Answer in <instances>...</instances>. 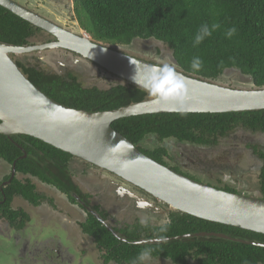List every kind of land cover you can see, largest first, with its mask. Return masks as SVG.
Wrapping results in <instances>:
<instances>
[{"label": "trees", "instance_id": "16d2710c", "mask_svg": "<svg viewBox=\"0 0 264 264\" xmlns=\"http://www.w3.org/2000/svg\"><path fill=\"white\" fill-rule=\"evenodd\" d=\"M74 3L82 28L97 42L117 44L121 49L129 50L136 40H153L169 46L178 69L186 74L216 81L225 71L238 70L247 74L255 86L264 87V0H74ZM203 23L210 26L215 23L220 27L201 44L194 45L197 30ZM233 26L237 32L227 38V29ZM37 31L38 27L0 5L1 42L25 45ZM157 52H161L160 48ZM196 56L203 60L199 71L190 68L191 60ZM18 63L40 89L74 108L108 110L151 97L106 70L104 74L105 71L95 65L92 70L99 72L105 86L86 85L78 71L69 66L55 71L42 66L38 68L29 62L18 60ZM256 118L264 121V109L226 113H151L119 119L113 126L137 144L149 135H158L160 139L171 136L199 138L198 134L205 127L229 128L240 121L251 125ZM261 123L263 126L264 122ZM16 143L27 152V157H20L24 151ZM147 153L157 157L154 152L147 150ZM72 157L30 135L8 137L0 134V158L11 165L17 160V175L12 184L4 188L6 194L11 198L16 191L38 203L43 197L37 190L41 181L61 190L76 189L69 166ZM10 211L13 221L18 216H25L23 209L13 211L7 207L4 213L10 215ZM144 231L141 236L130 231V239H141L144 243L122 244L116 240L100 245L109 249L111 258L130 264L145 247L153 250L152 257L171 259L175 264H191V261L196 264H264V247L242 241L264 243L263 233L176 211L172 213L171 224L165 233L173 239L166 243L153 241L157 225L149 224ZM199 232H221L231 238L197 235ZM186 234L192 235L177 237Z\"/></svg>", "mask_w": 264, "mask_h": 264}, {"label": "flooded vegetation", "instance_id": "af4514ba", "mask_svg": "<svg viewBox=\"0 0 264 264\" xmlns=\"http://www.w3.org/2000/svg\"><path fill=\"white\" fill-rule=\"evenodd\" d=\"M16 1L70 31L79 33L83 29L74 0ZM53 40L55 39L51 34L39 28L29 38L28 44ZM55 52L68 54L79 63L85 64L86 61L95 65L64 49L12 56L17 63L19 60L38 68L42 66L43 69L53 70V64L57 63L52 59ZM140 57L156 62L170 60L178 68L173 55L162 51ZM95 67L105 71L97 65ZM106 73L105 71L104 74ZM248 79L247 74L234 70L225 71L216 82L239 88H255V84ZM260 120L264 122L261 118H256L251 125L240 121L234 127L219 126L217 130L208 126L198 134L199 138L171 136L160 139L158 135H149L137 145L145 153L147 150L154 152L157 156L154 159L193 179L227 191L264 197V125H261ZM16 144L27 154L19 143ZM69 161L72 181L77 188L61 190L41 181L37 190L43 197L38 203H34L16 191L9 198L4 188L12 184L17 170L9 182L13 174V163L11 165L0 158V238H13L21 244V249L11 264H130L111 258L109 249H105L100 243L116 240L122 244L144 243L141 239H130L131 230L138 232L139 236L145 232V226L139 223L141 215L150 217L149 224L156 226L164 217L171 219L175 211L169 210L144 189L112 172L75 156ZM63 182L66 183L65 180ZM7 207L13 211L23 209L25 216H18L13 221L11 211L10 215L4 213ZM49 215H57L61 221L64 218L67 222L63 223L64 226L70 224L75 227L68 234L70 238L71 234H75L78 239L76 244L71 245L74 251L79 252V258L69 248L70 244L64 245L52 238L46 239L45 235H37L38 232L43 234L42 225L48 222ZM54 236L57 238L58 235ZM155 260L175 264L171 259L159 257H152L146 264Z\"/></svg>", "mask_w": 264, "mask_h": 264}, {"label": "water", "instance_id": "95a60500", "mask_svg": "<svg viewBox=\"0 0 264 264\" xmlns=\"http://www.w3.org/2000/svg\"><path fill=\"white\" fill-rule=\"evenodd\" d=\"M0 5L55 39L25 45L0 41V134L36 137L137 185L171 211L264 234V197L227 191L186 176L142 151L113 126L119 119L151 113L263 110L264 87L228 86L176 68L187 84L182 110L174 102H162L153 97L108 110L74 108L34 84L12 55L64 49L132 84L130 76L134 66L129 57L146 64L156 61L124 52L112 44L97 42L84 29L79 33L70 31L16 0H0ZM26 156L25 153L23 157ZM16 163L17 160L13 162L9 182L15 176ZM197 235L231 238L221 232H199ZM242 241L264 247V243Z\"/></svg>", "mask_w": 264, "mask_h": 264}, {"label": "clouds", "instance_id": "9594fccd", "mask_svg": "<svg viewBox=\"0 0 264 264\" xmlns=\"http://www.w3.org/2000/svg\"><path fill=\"white\" fill-rule=\"evenodd\" d=\"M219 27L220 25L215 23L211 26L208 23L201 24L195 35L194 45L201 44L205 39L211 37L213 32ZM236 32L237 28L233 26L227 29L225 35L227 38H231ZM129 59L134 66L130 79L138 89L162 102H174L182 110V100L187 90V84L185 77L176 70L173 62L160 60L153 64H146L130 57ZM202 67L203 60L199 56L193 57L190 63L191 70L199 71ZM150 221L151 218L146 215H141L139 219V223L142 226H148ZM170 224L171 219L169 217L160 219L157 224L158 231L154 238L166 243L169 237L165 233H167ZM152 251L150 247L143 248L131 264H146L152 258Z\"/></svg>", "mask_w": 264, "mask_h": 264}, {"label": "rangeland", "instance_id": "374dc122", "mask_svg": "<svg viewBox=\"0 0 264 264\" xmlns=\"http://www.w3.org/2000/svg\"><path fill=\"white\" fill-rule=\"evenodd\" d=\"M159 48L160 51H162L165 54H172V51L169 48V46H167L166 44L155 42L153 40H136L135 43H133V47L132 48L129 47V50L133 52L125 49H122V51L136 56H143L145 54H151V53L154 54L157 52V49ZM52 59L57 61V63L53 64L52 67L55 71L61 69L64 70L66 67L69 66L78 71L77 73H79L80 75L79 78L83 82H85L86 85L98 83L101 86H105L104 84H102L103 79L100 77L99 72L98 73L94 72L93 70H95L94 69L95 67L89 64L88 62L84 61L85 64L79 63L72 56H69L68 54L62 52H55V54L52 56ZM40 210L42 209L40 208ZM51 218L52 220L53 219L54 220L52 221ZM63 223L64 224L67 223L64 220V218H62L61 221L60 217H58L57 215H52V216L49 215L48 222L42 225L43 234L39 233L38 230H36V232H38L37 235H39V237H43V235H45V237H47L46 239L52 238L57 243L60 242L63 243L64 245L76 244L78 242V239L76 238L75 234H71L72 238H70L68 234V231H72V229H75V227H73L70 224L64 226ZM55 234L58 235L57 238L54 236ZM69 248L74 253L76 258H79V252L74 251L72 245ZM20 249H21V244L19 245V243H17L13 238L12 240H6V238L4 237L0 238V264H11L17 257ZM149 264H167V262L155 260L150 262ZM191 264H196V263L195 261H191Z\"/></svg>", "mask_w": 264, "mask_h": 264}]
</instances>
